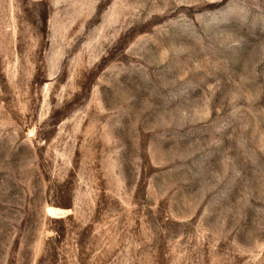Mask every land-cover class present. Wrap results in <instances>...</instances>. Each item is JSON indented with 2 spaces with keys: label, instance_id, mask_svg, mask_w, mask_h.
<instances>
[{
  "label": "rangeland",
  "instance_id": "rangeland-1",
  "mask_svg": "<svg viewBox=\"0 0 264 264\" xmlns=\"http://www.w3.org/2000/svg\"><path fill=\"white\" fill-rule=\"evenodd\" d=\"M0 264H264V0H0Z\"/></svg>",
  "mask_w": 264,
  "mask_h": 264
}]
</instances>
